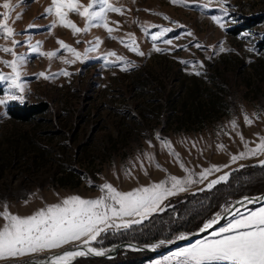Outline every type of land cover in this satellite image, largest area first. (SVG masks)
I'll use <instances>...</instances> for the list:
<instances>
[{"label": "rangeland", "instance_id": "obj_1", "mask_svg": "<svg viewBox=\"0 0 264 264\" xmlns=\"http://www.w3.org/2000/svg\"><path fill=\"white\" fill-rule=\"evenodd\" d=\"M4 2L6 0H0V4ZM81 2L87 5L89 0ZM10 3L21 4V0H10ZM113 3L128 9L124 15L109 14L111 21L120 22L114 36L124 38L125 33H135L141 50L149 53L152 42L143 35L141 27L145 24L172 27L173 31L164 39H172L173 45H187L188 50L174 48L170 54L151 52L138 57L117 40L109 39L103 28H92L88 34L74 37L70 30L57 27L48 35L46 26L52 18H43V13L50 0H23L9 20L10 26L17 33H22L16 39H29L33 44L43 41L42 50L49 51L59 47L56 43L59 38L83 52L84 42L99 37L103 43L98 53L91 55L113 50L134 62L136 67L121 72L118 67H104L103 61L98 59L67 66L59 59L50 62L37 55L29 57V62L22 69V80L27 89L25 102L11 101L6 107H0V113H7L14 106H35L41 111L23 122L12 119L8 114L0 117V211L5 201L12 213L25 216L66 196L96 198L100 195L98 186L105 181L121 191H129L159 182L166 178V174L183 178L185 173L167 150L161 149L155 139L156 133L171 141L185 167L195 173L212 165L229 164L230 154L244 151L239 136L230 127L231 120H236L238 131L245 140L252 142L249 147H255L259 142L257 133L264 136V0H228L226 7L230 12L225 20L233 22L226 23L223 31L210 19L212 15H221L214 3L207 9L173 6L169 0H118V3L113 0ZM4 11L0 7V14ZM152 13H161L170 20L165 21L162 16ZM17 14H22L21 19L15 20ZM70 18L83 27L84 21L79 16L71 15ZM173 21L186 28L176 27ZM30 23L39 27L25 32ZM111 26L115 28V24ZM157 30L151 29L152 32ZM188 30L194 33V38L184 35ZM245 32L253 36L244 38L242 34ZM177 36L181 39H175ZM77 39L81 40L80 44L76 43ZM197 42L204 47L195 48L193 45ZM220 42L224 48L233 51L207 59L211 55L208 47L218 46ZM4 43L0 40V44ZM157 43L163 49L170 47L162 41ZM248 47L255 51H246ZM16 51L24 53L27 49L18 47ZM67 58L70 59V55ZM177 58L202 61L204 68L200 70L205 75H189L192 68L186 69ZM0 59L11 60L12 57L0 53ZM61 68L73 74L50 81L37 76L40 72L48 74L50 70L55 73ZM0 72L9 73L10 70L0 65ZM5 87L0 84V96L4 95ZM242 109L253 119L251 126H245ZM253 113L260 114V118L256 119ZM148 140L152 141L153 147L148 146ZM218 144L224 145V149L218 150ZM145 152L154 155L155 163L166 172L150 164L143 156ZM263 158L232 163L222 171L214 172L204 183L192 184L187 191L177 195L206 189L209 181L240 165L257 163ZM141 163L148 175L141 171ZM125 170L131 171V177L125 175ZM88 180L92 181L91 187ZM25 200H28L27 205ZM147 219L127 230L108 232L98 238L101 242L93 246L105 249L124 242L119 240L120 237L138 231ZM2 223L0 220V225ZM210 237L211 233L199 240ZM190 245L153 259L145 258L140 264H171L173 254ZM72 248V245H66L50 252L0 260V264L29 263ZM79 259L82 258L74 262Z\"/></svg>", "mask_w": 264, "mask_h": 264}, {"label": "snow or ice", "instance_id": "obj_2", "mask_svg": "<svg viewBox=\"0 0 264 264\" xmlns=\"http://www.w3.org/2000/svg\"><path fill=\"white\" fill-rule=\"evenodd\" d=\"M227 2L228 0H199V2L198 0H169V3L173 6L184 8L198 6L207 9L214 3L221 15H212L210 19L222 31L225 29L226 23L233 22L230 19L225 20L230 12L229 8L226 7ZM22 3L23 0H21ZM21 4L13 5L10 0L0 4V7L5 10L0 14V40L5 41L4 44H0V53L12 57L11 60L0 59V65L10 70L9 73L0 72V84L6 85L4 95L0 96V107H6L11 101L25 102L27 89L22 80V69L27 65L29 57L32 55L45 57L50 62L54 59H59L67 66L77 62L83 64L90 59H98L103 61L104 67H118L121 72H126L136 67L134 62L128 60L125 56L117 55L113 50L103 54L91 55L98 53L103 43L99 37L84 42L83 52L59 38L56 40L59 47L56 50L49 51L42 50L43 41L38 40L33 44L29 39L24 41L16 39V36L22 35V33H17L10 26L9 20L11 13ZM126 11L128 9L123 7V5L116 6L113 0H89L87 5L83 4L81 0H50V4L44 9L43 18H52L51 23L46 26L48 35H51L52 31L57 27L70 30L74 37L86 35L92 28H103L107 32L109 39L117 40L124 48L138 57H145L150 55L151 52L170 54L174 48L188 50L187 45H173L172 39H164L168 33L173 31L172 27H163L155 24H145L141 27L143 35L152 42L149 53L141 50L135 33H125L124 38L114 36L113 33L120 28V22L111 21L109 14L124 15ZM145 11L150 12L151 10L145 9ZM152 14L162 16L165 21L170 20L168 16L161 13ZM21 15L17 14L15 20L21 19ZM71 15L79 16L84 21L83 27H79L70 18ZM172 23L176 27L186 28L185 25H181L179 22L173 21ZM112 24H115V28L111 26ZM38 27L35 23H30L25 32ZM151 29L158 30L152 32ZM184 35L194 38V33L190 30L186 31ZM242 36L250 38L253 34L245 32ZM175 39L179 40L181 37L177 36ZM158 41H162L170 47L163 49L158 46ZM76 43L80 44L81 40L77 39ZM193 46L197 49L204 47L198 42ZM18 47H25L27 51L18 53L16 51ZM208 51L211 55L206 58L211 59L213 55L233 50L224 48L223 42H220L218 46H209ZM246 51L254 52L255 49L248 47ZM256 54L259 55V53ZM69 55L70 59L67 58ZM177 60L186 69L189 66L192 68V71L188 73L189 75L197 77L205 75L200 70L204 68L202 61L179 58ZM50 67L51 63L49 69ZM77 72H79V69ZM72 74L66 68H61L55 73L49 70L48 74L40 72L37 76L50 81L60 76L68 78ZM242 114L245 126H251L253 119L248 114L243 113V109ZM6 115L7 113H0V117ZM253 116L256 119L260 118L258 113H253ZM229 123L231 129L239 136L240 142L244 145V151L238 154H230L229 164L223 166L212 165L208 168H202L199 173H195L185 167L180 160L179 153L174 151L171 141L162 138L159 133H156L155 139L159 142L161 149L167 150L168 155L175 159L181 171L185 173L183 178L166 174V178L159 182H151L148 185H141L129 191H121L113 184L105 181L98 186L100 195L96 198H84L80 195L66 196L57 203L45 204L44 207L38 208L32 214L25 216L12 213L9 210L8 203L5 201L3 210L0 211V220L3 221L2 225H0V260L16 259L45 251L50 252L51 250L62 249L66 245H72V250H65L62 254L49 256L47 264H73L77 257L86 255L104 256L106 252H110L112 249L94 247V243L101 242L98 238L108 232L127 230L133 224L141 223L154 213L164 211L166 207L164 202L169 197L187 191L192 184L204 183L214 172L222 171L223 167H229L230 164L239 160L264 156V136H260L257 133L259 142L255 144V147H249L252 142L246 141L242 133L238 131L239 125L236 120L233 119ZM224 134L229 135L228 133ZM229 138L231 139V136ZM146 143L150 148L153 147L151 140L146 141ZM224 147L222 144L217 145L218 150H223ZM143 156L158 170L166 172L158 163H155L154 155L145 152ZM139 159L140 156L138 155L137 160ZM259 163L260 166H264V159L260 160ZM140 169L144 171L145 175H148L143 163L140 164ZM125 175L131 177V171L125 170ZM227 178L228 175L225 174L209 181L206 189L211 190L216 184L226 181ZM87 183L90 187L92 186L91 180H88ZM31 198L30 195L29 199ZM255 202L256 200L244 197L236 201L235 204L222 206L220 212L215 213L202 224L199 232H207L218 225L221 219L224 218L221 213L230 214L232 217L230 222L226 226L212 231L210 238L198 240L189 247L175 252L173 254L174 260L171 261V264H264V207L246 212H241L237 207V205L246 207V205ZM27 203L28 200H25L24 204L27 205ZM186 239H188V234L181 233L174 239L160 240L158 244H153L150 247L155 250L161 245L172 244ZM32 264H37V262L33 261ZM39 264H45V262L40 261Z\"/></svg>", "mask_w": 264, "mask_h": 264}, {"label": "trees", "instance_id": "obj_3", "mask_svg": "<svg viewBox=\"0 0 264 264\" xmlns=\"http://www.w3.org/2000/svg\"><path fill=\"white\" fill-rule=\"evenodd\" d=\"M40 111L41 108L35 106L22 108L14 106L7 111V114L12 119L23 122ZM227 175L226 181L216 184L211 190L203 188L204 190L194 193L169 198L165 202L164 211L154 213L139 226L138 231L126 237L121 236L119 240L140 246L174 239L181 233L190 234L198 230L215 213L220 212L222 206L231 204L240 196L264 192V166H260L259 162L243 164V167L240 165L229 171ZM145 258L153 259L151 255L145 253L132 254L119 251L112 260L79 259L73 264H140L141 261L146 260Z\"/></svg>", "mask_w": 264, "mask_h": 264}, {"label": "water", "instance_id": "obj_4", "mask_svg": "<svg viewBox=\"0 0 264 264\" xmlns=\"http://www.w3.org/2000/svg\"><path fill=\"white\" fill-rule=\"evenodd\" d=\"M244 197H248L249 199L256 200V202L252 203V204H248V205H246V207H241V206L237 205V207L240 209L241 212L243 210L248 209V208L250 209V207H253V206H258V205H261V204L264 205V192L260 193V194H256V195H250V196L243 195V196H240L235 201H233L232 204H235L236 201H239V200L243 199ZM222 216L224 218L221 219L220 223L218 225L214 226L213 229H210L207 232H199V229H200L199 228L195 232H192V233L188 234V239L182 240V241H176L175 243H172V244H166L163 248L152 250V248L150 247L152 244L151 245H140L139 246L138 244L133 243V242H126V243L121 242V243L113 245L111 247L112 251L106 252V254L104 256L86 255V256L77 257V258H75V260L78 259V258H82V259H84V258H93V259H96V260H98V259H110V260H112V258H114L116 256L118 251H124V252L128 251V252L138 253V254L145 253V254L151 255L152 257L157 256V255H162L164 253L167 254L169 251H171V250H173L175 248H178V247L181 248L184 245H189V244H192L193 242L195 243L197 240L202 239V238L206 237L207 235L209 236V234L213 230H216L220 226V224L223 223V221L228 220V219L231 218L230 214L223 213ZM155 244H158V243H155ZM109 248H105V249H109ZM70 250H72V249H70ZM63 251H65V250L58 251V252H56V253H54L52 255L61 254V253H63ZM52 255H50V256H52ZM48 258H49V256L45 257V258H42V260L36 259V260L29 261V263H23V264H32L33 261H36L37 264H39L40 261H44L45 264H47Z\"/></svg>", "mask_w": 264, "mask_h": 264}, {"label": "crops", "instance_id": "obj_5", "mask_svg": "<svg viewBox=\"0 0 264 264\" xmlns=\"http://www.w3.org/2000/svg\"><path fill=\"white\" fill-rule=\"evenodd\" d=\"M259 207H264V205L261 204V205L255 206L254 208L250 209L249 211L257 210ZM231 218H232V217H231ZM231 218H230V219H231ZM230 219L225 220L224 222H228ZM227 224H228V223H227ZM227 224H226V225H227ZM226 225H225V226H226Z\"/></svg>", "mask_w": 264, "mask_h": 264}, {"label": "bare ground", "instance_id": "obj_6", "mask_svg": "<svg viewBox=\"0 0 264 264\" xmlns=\"http://www.w3.org/2000/svg\"><path fill=\"white\" fill-rule=\"evenodd\" d=\"M62 254V253H61Z\"/></svg>", "mask_w": 264, "mask_h": 264}]
</instances>
